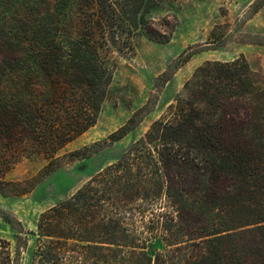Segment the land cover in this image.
Segmentation results:
<instances>
[{"label": "trees", "instance_id": "trees-1", "mask_svg": "<svg viewBox=\"0 0 264 264\" xmlns=\"http://www.w3.org/2000/svg\"><path fill=\"white\" fill-rule=\"evenodd\" d=\"M48 3L32 2L26 37L0 62V195L21 185L5 179L21 158L41 154L50 172L95 126L115 53L137 32L168 43L178 24L147 19L155 0ZM222 38L215 28L209 44ZM32 68L49 90L6 99V78ZM36 236L35 264H264V81L244 56L203 63L123 157L40 215ZM0 264H19L2 237Z\"/></svg>", "mask_w": 264, "mask_h": 264}, {"label": "rangeland", "instance_id": "rangeland-1", "mask_svg": "<svg viewBox=\"0 0 264 264\" xmlns=\"http://www.w3.org/2000/svg\"><path fill=\"white\" fill-rule=\"evenodd\" d=\"M33 1L50 5V0H0V62L10 61L8 43L26 37L25 18ZM155 1L158 4L146 17L153 21L175 17L178 24L171 41L154 42L137 32L131 49L114 55L113 80L97 123L58 151L56 168L49 172L48 160L34 154L21 158L6 173L8 182L21 185L14 193L0 195V237L10 241L19 264H35L40 215L68 200L123 157L166 112L203 63L244 56L257 79L264 81V6L254 13L257 0ZM215 28L222 42L209 44ZM189 55L193 56L184 61ZM50 86L36 68L25 69L6 78L5 97H27L23 89L41 97ZM132 117L136 121L133 130L117 142H107Z\"/></svg>", "mask_w": 264, "mask_h": 264}]
</instances>
